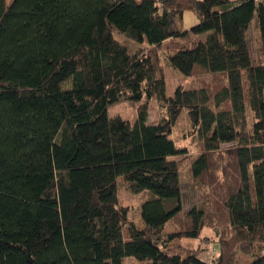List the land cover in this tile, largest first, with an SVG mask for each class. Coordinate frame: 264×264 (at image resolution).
<instances>
[{"label": "trees", "instance_id": "obj_1", "mask_svg": "<svg viewBox=\"0 0 264 264\" xmlns=\"http://www.w3.org/2000/svg\"><path fill=\"white\" fill-rule=\"evenodd\" d=\"M115 33L146 45L130 53ZM195 66L224 83L166 95L165 68ZM121 101L138 102L134 121L107 113ZM152 102L164 111L148 123ZM184 109L186 211L187 150L169 138ZM119 178L150 194L142 228ZM205 251L264 264V0H0V264H208Z\"/></svg>", "mask_w": 264, "mask_h": 264}, {"label": "rangeland", "instance_id": "obj_2", "mask_svg": "<svg viewBox=\"0 0 264 264\" xmlns=\"http://www.w3.org/2000/svg\"><path fill=\"white\" fill-rule=\"evenodd\" d=\"M197 22L196 17L192 12L186 11L184 13L183 21L181 23V27L184 29H188L193 24ZM252 29V30H250ZM256 29L258 35V28L256 26V22L253 20L251 22V26L248 32V39H249V51L251 55V59L253 63H256L257 60V41L255 37L254 30ZM114 37L123 42L130 53L136 52L138 49L144 47L146 45L145 42L137 43L134 42L121 34L115 33ZM171 50L170 45L164 47V49ZM167 50L162 51V57L165 56ZM224 73L216 72V73H209L203 70L199 66H195L192 75L184 76L178 70H175L172 67L165 68V79H166V95H171L173 93L174 88L177 85L184 87L185 89L190 88H200L203 86L204 83H209L213 91L217 90L223 83H224ZM138 102L134 101H121L110 104L107 108V113L112 115H119L124 119H128L130 121H134L135 116V108ZM164 111V107H162L161 103L152 102L149 106V112L147 116L148 123H154L159 120L162 116ZM162 112V113H161ZM189 115L187 109H184L181 112L177 122L175 123L169 138L174 141L175 146L180 149H185L187 152L183 155L178 156V161L180 163V170H185L183 174V181L181 182L182 187V200H183V207L186 211L192 205L196 204L198 199L193 192L192 185L188 181V173H186L187 168L190 166V162L192 161V157L197 154L194 152L196 137L191 136L188 132L189 126ZM117 197L121 204L129 206L131 209L128 212V219L132 221L137 228L143 227V220L141 218V205L145 198L150 197L149 192L145 191L140 194H130L126 192L121 185V179L119 178L117 181ZM145 194V195H144ZM175 228L172 223L169 221L168 225L165 228V233L174 231ZM194 244L193 240L191 239H174L170 246L177 249L178 251H182L185 254L188 252V249ZM200 257L205 260L208 264H213V253L212 252H203ZM133 260H127V264H133ZM252 259L249 256L239 254L235 264H251ZM135 264H143V263H135Z\"/></svg>", "mask_w": 264, "mask_h": 264}, {"label": "crops", "instance_id": "obj_3", "mask_svg": "<svg viewBox=\"0 0 264 264\" xmlns=\"http://www.w3.org/2000/svg\"><path fill=\"white\" fill-rule=\"evenodd\" d=\"M202 259V258H201ZM203 260V259H202Z\"/></svg>", "mask_w": 264, "mask_h": 264}]
</instances>
